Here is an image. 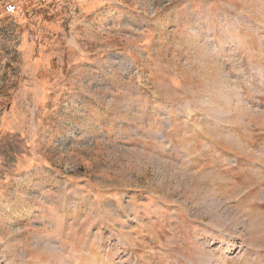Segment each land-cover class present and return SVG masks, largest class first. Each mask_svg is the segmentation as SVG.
<instances>
[{
	"label": "rangeland",
	"instance_id": "1",
	"mask_svg": "<svg viewBox=\"0 0 264 264\" xmlns=\"http://www.w3.org/2000/svg\"><path fill=\"white\" fill-rule=\"evenodd\" d=\"M0 264H264V0H0Z\"/></svg>",
	"mask_w": 264,
	"mask_h": 264
},
{
	"label": "built area",
	"instance_id": "2",
	"mask_svg": "<svg viewBox=\"0 0 264 264\" xmlns=\"http://www.w3.org/2000/svg\"><path fill=\"white\" fill-rule=\"evenodd\" d=\"M16 11V7L14 6V5H10V6H8L7 8H6V13L7 14H12V13H14Z\"/></svg>",
	"mask_w": 264,
	"mask_h": 264
}]
</instances>
